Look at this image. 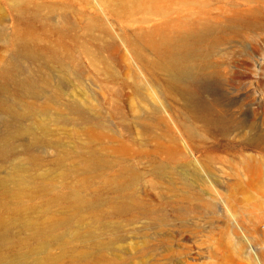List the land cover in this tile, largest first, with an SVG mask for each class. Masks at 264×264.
Masks as SVG:
<instances>
[{
    "label": "rangeland",
    "instance_id": "rangeland-1",
    "mask_svg": "<svg viewBox=\"0 0 264 264\" xmlns=\"http://www.w3.org/2000/svg\"><path fill=\"white\" fill-rule=\"evenodd\" d=\"M185 1H166L164 8L170 9L173 20L188 22L192 31L214 26V33L224 41L215 52L208 44L202 48L212 53L220 73L215 82L222 104L235 120L253 124L264 135V0H187L189 6ZM85 5V0L76 4ZM121 6L125 5L120 1L101 4L98 13L114 40L108 53L99 54L112 59L113 79L99 74L79 54L85 74L81 71V79L70 78L74 85L68 93L88 99L100 119L86 122L87 116L70 115L68 120H44L45 128L37 132L41 143L34 150L37 160L28 172L31 187L23 196L22 210L16 211L13 200L0 193V203L8 207L0 208V216L10 234L0 255L8 259L23 255L25 264H264V141L254 148L243 146L238 132L228 139L205 132L186 112L176 91L156 94V103L168 110L163 115L180 139L182 152L197 166L213 171V177L203 174L204 182L183 181L178 173L184 165L164 163L153 142L152 137H161L165 128L154 122L153 132L141 136L132 127L140 100L127 86L138 77L150 86L158 82L166 87L165 77H151L125 43L137 44L149 60L155 59L146 39L155 31L156 41L160 39L164 15L152 13L158 9L154 6ZM10 7L11 0H0L5 18L0 29L11 38L17 31L25 34L30 25ZM46 12L42 22L33 23L37 41L31 46L76 47L79 39L53 33L52 25L63 24L59 19V24L52 22ZM82 44L93 52L99 49L88 38L77 47ZM6 53L2 47L0 58ZM48 68L53 70V64ZM83 90L87 95L82 98ZM187 128L195 131L190 139ZM22 152L19 146L17 154L25 159ZM250 157L260 166L259 182L250 183L251 178L242 174V161ZM91 163L93 169L86 170ZM8 171L0 168V177ZM132 174L133 190L119 194L117 181L133 178ZM75 190L93 207H77L72 198ZM130 196L134 206L118 210Z\"/></svg>",
    "mask_w": 264,
    "mask_h": 264
},
{
    "label": "bare ground",
    "instance_id": "bare-ground-1",
    "mask_svg": "<svg viewBox=\"0 0 264 264\" xmlns=\"http://www.w3.org/2000/svg\"><path fill=\"white\" fill-rule=\"evenodd\" d=\"M50 1L47 4V2L39 1L38 3L35 0H11L12 11H17L19 17L23 19L28 18L29 31L25 34L17 31L10 38L6 36L3 28L0 29V43L8 52L6 53L8 56L0 58V168L6 167L9 170L5 177H0V193L13 200L16 211L22 210L23 196L31 187L28 172L36 165L37 158L34 150L41 143L37 132L45 128L44 120H68L70 115L80 116L82 119L87 116L86 122L92 118H96L93 121L100 119L96 109L89 105L88 99L83 98L87 95L86 90L80 92L82 100L68 92L74 85L73 83L71 86V76L77 79L84 76L83 69L80 70L82 63L77 59V54L87 57L89 65L93 66L99 74L113 79L112 59L108 57L104 60L99 55L102 51L108 53L114 44L111 30L99 19L101 4L120 1L125 6L135 4L139 6V9L154 6L158 9L151 11L152 13L162 11L164 15L160 39L156 41V31L154 35H148L146 39L152 54L156 56L155 59L149 60L137 44L126 41L125 43H128L134 59L140 65L142 64L143 69L151 77L156 78L160 74L165 77L166 87H161L158 82L150 86L148 82H143L138 77L127 86L133 90L138 101L140 100V107L138 106L136 110L132 127L141 136L153 132L151 130L154 122L165 128L161 137H152L153 142L160 150L164 163L174 162L184 165L178 173L183 181L204 182L207 178L203 174L213 177V171L210 167L205 169L197 166L182 152L183 146L180 139L173 135L170 121L163 115L168 110L164 104L156 103L157 97L154 96L156 94L176 91L184 103L186 112L194 118L195 122L201 124L205 132H217L224 139L238 132L242 145L254 148H259V144L264 141V135L258 133L256 126L235 120L227 112L226 105L222 104L224 100L219 95L220 85L215 82V78H218L220 73L212 63V53L206 54L202 47L208 44L215 52L216 46L221 45L224 39L214 33V26L210 24L192 31L188 22L173 20L170 9L164 6L166 1L174 2L175 0H101L102 3L99 0H85L84 8L76 6L84 0ZM185 2L188 6L191 4L187 0ZM186 5H181V8H185ZM97 6H99L98 9ZM45 10L52 22L59 19L63 24L62 27L52 25L53 33L62 39L72 41L79 39L75 42L77 46L82 40L88 38L89 42L96 44L99 49L93 52L92 48L85 44H82L80 48L70 45L64 47L63 44L53 45L54 47L49 46L46 50L32 47L31 45L37 41L33 35V23L42 22ZM4 19L0 9V25L4 23ZM172 30H174L173 35ZM99 31H101L100 34H98ZM43 61H45L44 65L40 64ZM49 63L53 64V70L48 68ZM36 64L38 66H35L37 68L35 70L33 66ZM66 96L70 97L69 100H66ZM38 102L41 104L39 105ZM186 133L190 139L195 131L193 128H187ZM19 146L23 150L22 155H25V159L17 154ZM184 148L191 152L187 143H184ZM58 160H64V158ZM85 166L86 170L93 169L92 163ZM161 169L164 173L163 168ZM165 169L167 170L168 166ZM241 170L244 176L248 175L251 178L250 183L259 182L262 178L260 166L252 157L242 161ZM236 176L239 177L238 174ZM132 177L126 181H117L119 194L133 190L135 175L132 174ZM72 198L77 207H93V203L85 200L76 190L72 193ZM134 204L135 199L130 196L128 202H121L118 210H130ZM2 207L8 208L7 205L0 203V208ZM7 226L6 219L0 216V251L7 247L10 240ZM24 261L23 255H17L12 259L0 255V264H25Z\"/></svg>",
    "mask_w": 264,
    "mask_h": 264
}]
</instances>
